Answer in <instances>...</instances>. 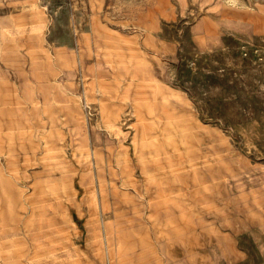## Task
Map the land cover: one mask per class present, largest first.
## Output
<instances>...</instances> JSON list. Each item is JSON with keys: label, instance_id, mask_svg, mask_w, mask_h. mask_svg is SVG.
Returning a JSON list of instances; mask_svg holds the SVG:
<instances>
[{"label": "rangeland", "instance_id": "obj_1", "mask_svg": "<svg viewBox=\"0 0 264 264\" xmlns=\"http://www.w3.org/2000/svg\"><path fill=\"white\" fill-rule=\"evenodd\" d=\"M0 264H264V0H0Z\"/></svg>", "mask_w": 264, "mask_h": 264}]
</instances>
